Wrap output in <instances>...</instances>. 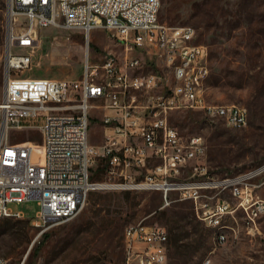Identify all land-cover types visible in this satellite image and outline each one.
<instances>
[{
  "label": "built area",
  "instance_id": "2783aa9c",
  "mask_svg": "<svg viewBox=\"0 0 264 264\" xmlns=\"http://www.w3.org/2000/svg\"><path fill=\"white\" fill-rule=\"evenodd\" d=\"M158 5L159 0H4L0 218L25 219L7 203L34 199L38 208L26 220L41 232L73 217L89 190L111 187L158 190L163 204L175 190L192 202L195 216L208 226L215 217L237 211L247 233L257 229L264 196L254 193L258 183L252 178L264 171V162L233 175L213 176L196 161L204 150L201 136L182 137L167 119L174 109L197 108L239 127L246 122V108L237 103L213 106L201 97L198 80L207 73L206 47L194 41L190 24L159 21ZM47 26L78 29L84 37L103 28L125 54L119 60L105 52L99 63H89L86 53L78 78L19 75L30 66L37 30ZM132 49L153 56L162 72L135 71L142 63L127 54ZM131 91H142L143 101L134 102ZM100 107L105 133L95 146L87 141L88 109ZM28 130L37 134V141ZM20 133L26 134L19 138ZM96 154L107 159L108 171L118 179H90ZM151 157L157 162L145 166ZM140 167L145 173L135 179ZM185 167L188 178L176 179ZM209 189H214L212 195L206 194ZM222 190L232 202L217 196ZM166 242L162 225L127 223L121 260L102 264H167ZM0 264H5L3 257Z\"/></svg>",
  "mask_w": 264,
  "mask_h": 264
},
{
  "label": "rangeland",
  "instance_id": "374dc122",
  "mask_svg": "<svg viewBox=\"0 0 264 264\" xmlns=\"http://www.w3.org/2000/svg\"><path fill=\"white\" fill-rule=\"evenodd\" d=\"M157 19L166 24H190L195 30L194 41L205 45L207 73L201 83L204 99L210 104L237 103L246 108V122L239 127L229 126L223 119L197 108L169 112L168 122L182 137L200 135L203 139L204 150L196 161L203 162L208 173L217 177L243 172L264 162V0H159ZM4 20V0H0V98ZM37 38L30 66L19 75L78 78L86 53L89 63H99L105 52H112L119 60L125 54L121 45L99 28L91 29L84 37L77 29L47 26L37 30ZM127 54L136 55L142 63L135 71L162 72L153 56L136 49ZM131 92L134 102L143 101L142 91ZM101 113V108L88 109L87 138L95 146L103 142ZM32 132L28 130V136L37 141V134ZM20 134L22 138L26 133ZM104 159L99 154L93 157L92 181L118 179L108 169L103 170V165L109 168ZM155 162V158H150L145 166ZM188 172L185 167L175 178L186 179ZM144 173L145 167L135 170V179ZM252 181L258 183L254 193L264 196V171ZM205 192L212 195L214 189ZM217 196L233 201L226 190ZM214 198L215 195L206 200L211 202ZM167 200L163 204L160 192L154 189H91L73 217L41 232L26 221L33 218L38 208L34 199L9 202L7 207L19 210L25 219L0 218V257L5 264L119 262L123 227L141 220L165 227L169 235L167 264H264V213L257 218V229L251 233L245 231L239 212L225 215L223 222L229 229L225 239L217 242L212 238L213 228L195 216L189 199L180 198L177 191L171 190Z\"/></svg>",
  "mask_w": 264,
  "mask_h": 264
},
{
  "label": "bare ground",
  "instance_id": "6f19581e",
  "mask_svg": "<svg viewBox=\"0 0 264 264\" xmlns=\"http://www.w3.org/2000/svg\"><path fill=\"white\" fill-rule=\"evenodd\" d=\"M205 76H201L198 80V92L200 93L201 97H203L201 93V83ZM210 104V103H209ZM213 106H224V105H215L211 104ZM38 148V145H36ZM225 215H220V217H215V220L210 223V227L213 228L212 238L214 241L220 242L225 239L226 237V229H229V227L224 224L223 217Z\"/></svg>",
  "mask_w": 264,
  "mask_h": 264
},
{
  "label": "crops",
  "instance_id": "0c3cea01",
  "mask_svg": "<svg viewBox=\"0 0 264 264\" xmlns=\"http://www.w3.org/2000/svg\"><path fill=\"white\" fill-rule=\"evenodd\" d=\"M96 28H99V29H103V28H100V27H96ZM78 30V29H77ZM104 30V29H103ZM80 31V30H79ZM136 51H138V52H140L139 50H137L136 49ZM129 54H130V52H129ZM130 56H136V55H130ZM35 76H43V75H35ZM101 108V107H100ZM96 109V108H95ZM97 109H99V108H97ZM102 109V113L104 112V109L103 108H101ZM101 113V114H102ZM100 120V119H99ZM100 124H101V140L103 139V137H104V133H105V127L103 126V124L101 123V121H100ZM87 141H88V138H87ZM90 144H92V143H90ZM92 145H95V144H92ZM96 146H98V144L96 145ZM152 158V157H151ZM148 160V159H147Z\"/></svg>",
  "mask_w": 264,
  "mask_h": 264
},
{
  "label": "trees",
  "instance_id": "16d2710c",
  "mask_svg": "<svg viewBox=\"0 0 264 264\" xmlns=\"http://www.w3.org/2000/svg\"><path fill=\"white\" fill-rule=\"evenodd\" d=\"M104 158H105V157H104ZM104 160H107V159L105 158ZM107 167H108V165H103V168H104L103 170H107V169H108ZM89 176H90V179L94 177L93 175H89ZM1 218H7V217H1ZM26 221H27V220H26ZM27 222H28V221H27ZM168 229H169V228H168ZM169 230H170V229H169ZM167 235H168V233H167ZM168 237H169V235H168ZM173 240H175V239H173Z\"/></svg>",
  "mask_w": 264,
  "mask_h": 264
}]
</instances>
